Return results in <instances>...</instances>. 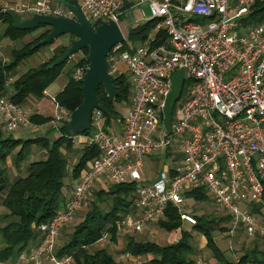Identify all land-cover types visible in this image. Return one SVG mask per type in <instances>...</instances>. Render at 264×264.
Listing matches in <instances>:
<instances>
[{"label": "built area", "instance_id": "built-area-1", "mask_svg": "<svg viewBox=\"0 0 264 264\" xmlns=\"http://www.w3.org/2000/svg\"><path fill=\"white\" fill-rule=\"evenodd\" d=\"M55 1L27 0L10 9L24 13L25 18L32 14L72 17ZM76 1L92 26L100 21L119 26L123 16L136 24V9L141 22H156L141 43L126 44L123 36L124 41L106 56L107 72L114 74L121 63L132 91L130 104L117 121L118 133L103 129L101 114L92 112L91 133L74 138L96 144L99 156L71 181L64 206L50 220L37 224L41 240L15 260L0 264H70L71 254L60 256L55 251V235L87 205L96 178L112 184L136 182L133 210L115 221L118 233L141 232L149 224L156 225L167 205L178 209L183 223L195 224L194 213L184 210L188 207L185 193L203 186L216 213L228 217L227 233L264 237V23L241 25L255 0ZM142 5L150 11L148 20ZM159 30L166 33L167 41L152 47ZM177 70L184 71L183 83L189 85L172 109L167 134L162 109ZM83 71L78 68L75 77L82 79ZM28 114L9 97H0V125L7 133L23 127L33 130L36 125ZM60 120L51 117L48 125L58 132ZM170 152L180 159L169 156ZM160 155L169 162L154 177H147L145 160L155 163ZM101 236L104 240L108 235Z\"/></svg>", "mask_w": 264, "mask_h": 264}, {"label": "trees", "instance_id": "trees-1", "mask_svg": "<svg viewBox=\"0 0 264 264\" xmlns=\"http://www.w3.org/2000/svg\"><path fill=\"white\" fill-rule=\"evenodd\" d=\"M67 1L77 6L76 0ZM247 13L242 20V26L263 24L264 0H255L249 6ZM10 19L6 10H0V24L5 25L2 34H0L1 38L16 41L36 30H40L31 42L23 43L19 49H13L10 60H7V62L0 61V97H5V90L9 85L11 92L8 97L13 104L22 107V103L26 99L43 98L45 88L62 72L66 59L57 67L51 69H47V67L51 61L64 52L65 44L54 47L52 56L47 58L45 62L21 73L14 81L7 84L10 76L17 72V68L23 59L31 57L42 47L53 45L55 42V40H50L45 45L34 47L35 43L45 38L46 33L50 31V26L37 25L33 30H16L13 28ZM155 22V20H149L140 24H131L127 28V39L136 44L141 43L151 33ZM165 41H167L166 33L159 30L155 32L154 41L150 44L154 47L155 44H164ZM80 53L81 57L76 60L72 67L73 71L87 67V60H85L87 50L84 49ZM72 69L64 73L66 83L53 99L56 106L59 109H64L67 113L75 110L83 98L79 88L82 79L74 77ZM111 77L112 84L116 87V97L112 101L108 100L103 87H99L96 93L103 129H106L112 119L120 118L119 113L115 112L113 104L117 102L130 104L131 85H129L127 74L117 73L111 75ZM188 85L189 83L185 81L180 99L174 108H177L184 98ZM29 117L34 125H45L51 120V117L44 118L39 114H31ZM66 125L67 118L57 127L58 136L56 139H52L51 142H48L42 136L24 140L15 139L11 135L4 136L0 129V204L4 207V211L0 214V261L15 260L21 251L28 248L30 242L36 243L41 240L42 232L37 230L36 226L42 221L50 220L63 206L64 197L62 193L65 186L63 180L66 177L70 181L77 179L83 170H86L88 163L99 156L100 150L96 144L86 145L82 142L76 149L74 142H72V139L78 135H89L93 130L92 125L89 127V131L79 132L76 136L67 129ZM33 146L44 151V154L35 160L26 158L31 154L30 151ZM67 153L77 155L75 163L69 168ZM9 158H12V163L16 168L25 160H29L22 169L23 174L12 181L9 180L6 172ZM176 158L180 159V156L177 154ZM135 188L136 182L134 181L110 183L105 188L94 189L92 192L94 198L90 202L88 210L68 233L67 242L61 247L55 248V251L60 256L71 254L75 264H120L114 261V257L108 254L105 249L96 248L94 251L89 252L87 247L95 244L103 233H106L111 239H116L115 221L133 210V204L135 203L133 192ZM185 196L193 198L195 202L209 199L203 186L189 189ZM105 201L107 202L106 208L100 207L99 202ZM193 216L196 222L190 224L191 229L205 236V245L209 247L213 253L212 256L218 261H223L225 264H264V248L258 246L257 243L251 249H246L239 256L237 262H231L223 256L220 248L213 242L212 232L214 229L224 231V223L228 220L227 216L218 213L217 215L193 214ZM182 224L178 209L172 205H167L163 219L157 222V226L167 232L180 228ZM179 232L180 236L176 241L167 242L164 245H158L151 239L135 240L132 236H128L123 248L135 256L139 253L152 254L148 260L150 264H196L194 259L190 258L195 251L194 246L189 243L191 233L181 228ZM251 239L254 241L262 239L264 241L262 236Z\"/></svg>", "mask_w": 264, "mask_h": 264}, {"label": "rangeland", "instance_id": "rangeland-1", "mask_svg": "<svg viewBox=\"0 0 264 264\" xmlns=\"http://www.w3.org/2000/svg\"><path fill=\"white\" fill-rule=\"evenodd\" d=\"M141 8L144 10V17H146L145 19L148 20L150 19V11L148 9V7L146 5H142ZM133 16L136 19V24H140L142 19L140 17V11L139 9L133 10ZM20 16L22 17H27V15H25L24 13H20ZM131 24H133L132 22L129 21L128 18H125L124 16L122 17L120 23H119V30L120 32H122L123 36L125 37V43L126 44H133L134 46L138 45L136 43H133V41L127 39V28L128 26H130ZM134 25V24H133ZM4 26L2 24H0V34L3 31ZM40 30H36L33 33L26 35L25 39H20V40H16L11 42L10 39L6 38L3 39L0 37V61L1 62H7V60H10L11 58V50L12 48L14 49H19L20 46L23 45V43H29L32 41V39L37 36V33H39ZM71 38L70 36H66V35H62L59 38H57L54 42V44H50L47 46H52L53 48L55 46H59L60 44H62L65 41V47L68 44V39ZM10 42L13 43L12 46L10 45ZM47 56V47H42L40 50H38L36 53H34V55H32L31 57L27 58V59H23L21 61V64L18 66L17 68V72L13 73L10 78L8 79V83L14 81V79L17 78L18 74L21 73L22 71H28L30 69H33L34 67H36L37 65L41 64V61L44 60V62L47 60L45 59V57ZM52 56V54H51ZM81 57V53L76 52L74 53V55L67 59V61L65 62V64L63 65L62 68V72L60 74V76H58L55 80H53L49 86H47L44 91V93H46V95L48 96V100L51 99V97L55 94H57L59 92V90L61 89L60 86H62L63 81L65 80V76L64 73L67 71H70L74 65V63L76 62V60ZM124 66L119 63L117 66V69L113 72L114 74L112 75H116L117 73H123ZM77 70V69H76ZM75 70V71H76ZM73 71V69H72ZM75 71H73L72 73L74 74ZM75 77V74H74ZM10 86L8 85L6 88V95L5 97H8L9 93L11 92ZM43 93V96H44ZM130 95L132 96V91L130 93ZM130 98V97H129ZM33 99H26L23 103H22V107L27 110V112L29 113L28 115H31L32 112L28 111L27 109V101H32ZM30 104V103H29ZM115 112L119 113V117H121L122 115H124L125 110H127L128 106L125 103L122 102H117L115 104H113ZM56 112H53L51 114V117H61V120L58 122V125L60 126V124L64 121V119L67 118V115L65 114H61L59 109L55 110ZM44 114H47V111H44ZM49 112V111H48ZM175 112H173L174 115ZM119 119V118H118ZM118 119H112L109 127H111V129L113 128V126L117 125V121ZM1 126V125H0ZM2 129V127L0 128ZM41 130H46L47 136L49 135H57L56 130L53 129L51 127V125H45L42 128H34L33 130L28 129L27 127H24V129H20L17 131H13V135L19 136L18 138H21L22 140L26 139V138H33L34 136H37V134H39L38 131ZM28 131V133H26ZM3 135H7L9 133H7L6 131H2ZM30 132V133H29ZM72 142H74V146L77 149L78 146L82 143L80 140V137L78 138H74L72 139ZM39 149L36 146L32 147L30 153L26 158H30V159H38L40 157V153H39ZM65 152V151H64ZM68 157H69V162H68V168L70 166H72L76 159H77V155L75 154H69L67 153ZM173 154H175V152H170L169 156L173 157ZM177 156V154H175ZM32 156V157H31ZM179 156V155H178ZM177 159V158H176ZM28 159L25 160L23 163H21L19 165L18 168H16L13 163H12V158H9L7 161V175L9 180H13L14 178H17L19 176H21L23 174L22 169L25 167V165H27L28 163ZM167 162H169L168 160H165L164 156L160 155L158 160L155 161V163H151L148 159L145 160V164H144V170L146 172L147 177H154L155 174L161 172V170L163 169V163L166 164ZM146 177V178H147ZM63 183L65 185H67V187H71L72 188V183L69 180L68 177H66L63 180ZM67 183V184H66ZM110 183L104 181V178H99V179H95V184H94V189L96 188H102V187H107ZM94 196L92 195L91 192V197L87 203V205L82 206L80 209H78V211L73 215V217H71L70 219H68V221L65 223V225L60 229V231L58 233H56L55 235V248L61 247L62 245H64V243L67 242L68 240V233H70L71 229L73 228V226L75 224H77V222L83 217L85 211H87L88 206L90 205V202L93 200ZM106 201L105 202H99V206L106 208ZM185 204L188 205V207L185 206L184 210L185 211H191L194 214H203L206 213L207 215H217L216 211L214 210V204H212V202L210 201V199H206V200H202V202H195L193 200V198L189 197V198H185ZM4 210V207L2 204H0V214L1 211ZM181 229H186L188 232L191 233L190 236V244H192L195 248L194 253L190 256L191 259H194L196 264H225L223 261H218L216 258H214L212 255V251L209 249V247L207 245H205V241L206 238L202 233L196 232L194 231V229H191V226L188 224H182V226L180 227ZM180 228H177L174 231L171 232H167L161 228H159L157 225L154 224H149V226H146V229L143 231H138L136 233L128 231L127 229L123 230L121 233H118L116 231L115 235H116V239H111L109 236H107L104 240H100V238L96 241L95 244H93L92 246L87 247V250L89 252L94 251L96 248H102L105 249L106 252L108 254H111L114 258V261L119 262L120 264H150L149 263V259L151 258L152 254H137L132 255L130 252L124 250L123 246L126 243V240L128 238V236H132L135 240L136 239H141V240H154V242H156V244L158 245H164V243H171L177 240V238L180 236ZM213 237V242L214 244H216L217 247L220 248V250L223 253V256L226 257L229 261H238L239 256L241 254L244 253V251L246 249H251L252 246L257 243L258 246L263 247L264 248V241L262 239H258L256 241L252 240L251 238H249L245 233H227L226 230V226L224 231L221 230H216L214 229L212 232ZM126 252H128V254L126 255ZM73 257L72 260L70 261V264H75L73 261Z\"/></svg>", "mask_w": 264, "mask_h": 264}, {"label": "water", "instance_id": "water-1", "mask_svg": "<svg viewBox=\"0 0 264 264\" xmlns=\"http://www.w3.org/2000/svg\"><path fill=\"white\" fill-rule=\"evenodd\" d=\"M58 4L65 7L72 17H53L51 15H37L32 14L28 18L21 17L11 9L6 10L10 16L12 26L16 30H33L37 25L50 26V31L41 41L35 43L33 46H42L47 44L50 40H56L62 35L71 36L72 39L68 41L64 52L55 58L48 65L47 69H51L61 65L64 60L71 58L74 53L87 50L85 60H87V67L82 72V84L79 86L82 93V102L77 108L69 112L67 119V129L74 135L79 132L90 130L92 112L100 111L98 101L96 100V93L99 87H103L108 100L112 101L116 97V87L113 86L111 75L107 72L108 63L106 56L116 43L124 41L122 32L116 22L100 21L99 24L92 26L84 19L78 6L71 4L67 0H56ZM184 81V71H174L171 76V88L169 94L166 96L165 106L163 111V122L167 134L170 133V124L172 109L180 99L182 94Z\"/></svg>", "mask_w": 264, "mask_h": 264}, {"label": "crops", "instance_id": "crops-1", "mask_svg": "<svg viewBox=\"0 0 264 264\" xmlns=\"http://www.w3.org/2000/svg\"><path fill=\"white\" fill-rule=\"evenodd\" d=\"M24 2V1H27V0H0V10H3V11H5V10H8V9H10V8H12V7H14V6H17L18 5V3H20V2ZM56 2V1H55ZM5 5H6V7H5ZM5 7V8H4ZM3 25V24H2ZM4 26V28H5V25H3ZM4 28H3V30H4ZM3 32V31H2ZM2 34V33H1ZM25 37L26 36H23L21 39H25ZM3 39H6V38H3ZM9 39V38H8ZM11 40V39H10ZM11 42H13V41H11ZM10 42V45L12 46V44L13 43H11ZM62 44H66L65 43V41L62 43ZM56 47V46H55ZM13 49L14 48H12V50L11 51H13ZM54 48L52 47V46H47V56L45 57V59H47V58H49V57H51V54H52V50H53ZM44 62V60H42L41 61V63H43ZM38 66V65H37ZM23 72H25V71H22L21 73H23ZM21 73H19L18 74V76L19 75H21ZM61 74V73H60ZM60 74H59V76H60ZM65 83H66V76H65V80L63 81V83H62V86L63 85H65ZM62 86H60V90H59V92L62 90ZM58 92V93H59ZM57 93V94H58ZM56 95V94H55ZM52 97H55L54 95L52 96ZM52 97H51V99H52ZM51 99H49V101H47L48 100V96L46 95V96H44L43 98H38V99H33L32 101H27L26 103H27V109H28V111H30V112H32V114H39L40 116H42V117H44V118H50L51 117V114L53 113V112H56L55 110H56V105H55V102H52L51 101ZM30 100V99H29ZM30 103V104H29ZM44 111H47V114H44L45 112ZM49 111V112H48ZM45 125H48V124H45ZM45 125H36V129L37 128H42L43 126H45ZM2 127V126H1ZM3 128V127H2ZM28 128V127H27ZM119 126H118V124L117 125H115V126H113V128L111 129V127H109V125L108 126H106V129L107 130H110V132H112L113 134H116V133H118V131H119ZM20 129H24V127L23 128H19L18 130H20ZM2 131H3V129H1ZM17 131V130H16ZM39 132V134H37V136H42V137H44V138H46L47 139V141L48 142H51V140L52 139H56L57 138V136H58V132H56L57 133V135L55 134V135H49V136H47V133L48 132H46V130H41L40 129V131H38ZM26 133H28V131L26 132ZM30 133V132H29ZM7 135H11L12 137H14L15 139H21V138H18L19 136H14L13 135V133L12 132H10L9 134H7ZM7 135H5V136H7ZM37 136H34L33 138H36ZM39 153H40V156H42L43 154H44V151L42 150V149H39ZM32 157V156H31ZM67 184V183H66ZM71 187H67V185H65L64 187H63V193H62V195H63V197H64V202H63V206H64V204L66 203V201H67V199L70 197L69 195H70V192H71ZM4 211V210H3ZM2 212V211H1ZM183 224H186V223H183ZM157 225V224H156ZM34 243L33 242H30V244H29V246H31V245H33ZM28 246V247H29Z\"/></svg>", "mask_w": 264, "mask_h": 264}, {"label": "flooded vegetation", "instance_id": "flooded-vegetation-1", "mask_svg": "<svg viewBox=\"0 0 264 264\" xmlns=\"http://www.w3.org/2000/svg\"><path fill=\"white\" fill-rule=\"evenodd\" d=\"M70 39H72V38H69L68 41H69Z\"/></svg>", "mask_w": 264, "mask_h": 264}]
</instances>
